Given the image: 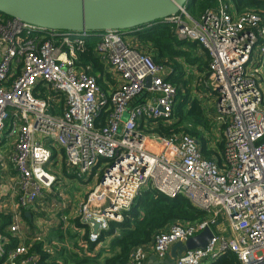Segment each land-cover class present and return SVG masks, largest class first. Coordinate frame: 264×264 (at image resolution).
<instances>
[{
    "label": "built area",
    "instance_id": "obj_1",
    "mask_svg": "<svg viewBox=\"0 0 264 264\" xmlns=\"http://www.w3.org/2000/svg\"><path fill=\"white\" fill-rule=\"evenodd\" d=\"M215 1L195 20L184 5L161 23L174 25L177 39L197 43L209 56L215 101L209 120L219 137L207 145L214 150L223 141L220 163L204 159L201 144L188 135L145 133L150 125L172 124L177 88L166 80V68L122 34L53 32L0 14V144L13 140L8 162L17 188L8 185L5 194L11 195L13 235L25 226L22 212L34 213L39 200L60 187L54 168L61 159L73 178L94 181L77 218L95 248L145 188L170 199L182 196L207 218L171 225L148 248H135L128 264H147L152 255L164 261L174 244L218 220L226 235L212 233L203 249L183 252L173 264H209L226 253L238 264H264V15ZM92 39L99 41L93 55L103 65L104 88L78 53ZM3 163L0 158L2 172ZM63 208L64 201L61 232L69 227ZM34 234L35 242L45 238L38 228ZM43 251L52 255L46 244ZM27 252L23 243L7 253L0 246V264H39Z\"/></svg>",
    "mask_w": 264,
    "mask_h": 264
},
{
    "label": "trees",
    "instance_id": "obj_2",
    "mask_svg": "<svg viewBox=\"0 0 264 264\" xmlns=\"http://www.w3.org/2000/svg\"><path fill=\"white\" fill-rule=\"evenodd\" d=\"M230 1L238 13L255 10L264 15V0ZM216 6L215 0H189L185 5V9L191 18L196 19L206 10L214 9ZM1 18L7 19L3 16ZM130 31H127V33L131 34L135 48L148 55L155 64L163 66L171 72L166 80L177 88V97L173 106L174 121L172 124L169 126L162 123H158L155 126L150 125L149 128L153 130L148 129L145 133L158 134L162 137H169L174 133L188 135L199 141L201 154L204 159H214L220 163L223 141L221 140L216 144L215 150L208 149V142L203 133L207 130L209 131L213 125H211L212 123L207 118L199 101L192 98L190 94L193 86H196L197 92L205 91V88L208 89L210 59L207 52L202 49L201 57L191 55V51L196 49L197 43L177 39L174 25L171 24L155 22ZM98 43V40H86L81 49L84 51H78V53L82 57V65L91 67L87 73L95 76L97 83L104 88L102 82L103 65L93 55V50ZM190 58L197 60V64H195L200 75L201 83L197 81L195 85H192L189 79H185L187 75L186 73L184 74L180 64L181 59L186 63H191ZM100 122H102V117ZM96 125L99 126V121L96 122ZM33 217L32 212H29L28 216L22 215V220L31 231V235L34 231ZM206 218L205 212L194 208L182 196L170 199L151 189H145L136 197L130 211L123 214V221L119 224L110 223L108 230L102 232L99 242L107 240V249L101 247L97 253L93 252L96 244L87 242L88 229L80 224L79 218L74 219L72 224L82 229L83 235L79 239V243L82 247L87 244V252L83 253V255H78L74 251H67L65 248H56L52 255L45 254L43 245L50 243L46 237L42 242H35L33 241V236H30L23 243L28 248L26 257L38 256L39 264H68V257L72 258V264H128L131 252L138 247L148 248L153 241L154 235L166 232L174 224L193 225ZM10 225L11 213L7 208L0 207V237L3 238L1 247L4 253L15 249L19 244V240L9 231ZM58 230L52 236L61 240L64 236L60 228ZM74 249H76L75 246H73L72 250ZM104 254L108 255L104 256ZM209 264L238 263L233 254L226 253Z\"/></svg>",
    "mask_w": 264,
    "mask_h": 264
},
{
    "label": "water",
    "instance_id": "obj_3",
    "mask_svg": "<svg viewBox=\"0 0 264 264\" xmlns=\"http://www.w3.org/2000/svg\"><path fill=\"white\" fill-rule=\"evenodd\" d=\"M189 0H0V14L53 32L96 34L127 31L174 17ZM181 27V25H180ZM148 87L149 80H147ZM28 216V214H25ZM92 229H98L94 221ZM212 237L207 229L184 244L172 246L163 264L181 253L203 249ZM156 260L155 257L150 258Z\"/></svg>",
    "mask_w": 264,
    "mask_h": 264
},
{
    "label": "rangeland",
    "instance_id": "obj_4",
    "mask_svg": "<svg viewBox=\"0 0 264 264\" xmlns=\"http://www.w3.org/2000/svg\"><path fill=\"white\" fill-rule=\"evenodd\" d=\"M193 19L195 20V18H193ZM195 87L196 86H193V88L191 87L190 94H191L192 98L197 99L199 102L201 100V103L203 105H205V103H207V102H210L211 105H209V107L214 106L215 101H214V95H213L211 86L209 85V89L205 88L206 89L205 91H200V92H197ZM205 113L207 114V118L211 119V117H212L211 110L209 111V109H208L207 111H205ZM211 125H213V124H211ZM203 134H204V137L207 140V142H209V141L214 142L219 137L218 129L214 125L211 126L209 131L207 130ZM12 149H13V140L10 138L8 140L4 139V141L0 144V158L4 162L3 163L4 164V171L3 172L0 171V182H1L2 186H4L6 184V187H8V185H10V187H13L16 189L17 184L14 180L11 165L8 162V157L12 153ZM210 149L211 148H209V150ZM214 150H215V148H214ZM57 164H56L57 166L55 168L53 166V168L55 170V173L58 174V176L61 179L60 187L53 190L51 192V194H45L44 197L42 199H40L39 202L34 207V213H33V215H34V217H33L34 218V222H33L34 231H33V234L31 235V231H28L30 233H28L27 231L23 232V235L25 236V238L30 237V236H34L35 235L34 233L38 228L39 232L43 233L44 237H46V239L48 241H50V243L48 242L49 244H47V246L50 249L51 253H53L56 250V248H65V250H67V251H72L74 243L77 241V239H76L77 234L73 231V229L71 227L72 226V219H69L68 213H67L68 210L71 209L72 203L69 205V207H67L68 206L67 203L65 204L66 208H65L64 214L67 217V223H68L69 227H68L67 231H64V232L62 231V234L64 237L61 240H58L57 238L52 236V234L56 232V229L53 227L56 226L57 228H59L58 222L60 221V218H59L60 204H62L63 201L64 202H67V201L71 202L72 199H74L75 195H77V194H79L78 195L79 198L81 197L80 202L81 201L84 202L85 199L87 198V195L90 193V189H89L88 193L86 194L85 199L82 198V196L85 194L87 186H89V185L93 186L94 185L93 180H88L86 178H82V179L73 178L72 179V176L67 174V171H69V170L66 168V164L61 159L58 161ZM72 180H73V184H72ZM63 182L65 183V185H63ZM142 191H145V188H143ZM10 196H11L10 193H8V195L5 196L4 200L7 201ZM65 196H67V199H69V200L65 199ZM7 203H8V201H7ZM77 204H78V201L75 203V206H74L75 209L78 208ZM3 205L5 206L6 202L3 201ZM220 222H221V220H220ZM86 246H87V244H86ZM101 247L104 249L108 248L107 240L104 242H101V244H99L95 248L94 252L97 253ZM107 255L104 254V256H107ZM67 262H68V264H72V258L68 257Z\"/></svg>",
    "mask_w": 264,
    "mask_h": 264
},
{
    "label": "crops",
    "instance_id": "obj_5",
    "mask_svg": "<svg viewBox=\"0 0 264 264\" xmlns=\"http://www.w3.org/2000/svg\"><path fill=\"white\" fill-rule=\"evenodd\" d=\"M131 34H129V33H126V35H123V39H124V41L128 44V45H131V46H135V44L133 43V41H132V36H130ZM202 48L200 47V46H198L197 45V47H196V49L195 50H193V51H191V55L193 54V55H195V56H197V57H201L202 56ZM190 61H191V63H186V62H184V60L183 59H181L180 60V64L182 65V70H183V72H184V74L186 73V77H185V79H189L190 81H191V84L192 85H195V84H197V81H198V83H199V81H200V75H199V73H198V71H197V66H196V62H197V60H194L193 58H190ZM196 63V64H195ZM171 74V72H169V74L168 75H170ZM199 79V80H198ZM200 83H201V81H200ZM211 95V94H210ZM208 96V95H207ZM209 97V96H208ZM209 100V99H208ZM200 106L204 109V111H207L208 109H209V111L211 110V112L213 111V106H211V107H209V105H211V103L210 102H207V103H205V105H203L202 103H201V100H200ZM212 108V109H211ZM206 114V113H205ZM206 116H207V114H206ZM67 174L68 175H70V173H69V171H67ZM72 179H73V176H72ZM72 184H73V180H72ZM93 186L92 185H89V186H87V189H86V191H85V194L82 196V198L83 199H85V197H86V194L88 193V190L90 189V188H92ZM6 184L4 185V186H2V184H1V182H0V207L1 206H4L3 205V201L4 202H6V205H5V208L4 209H6L8 206L7 205H9V200H7L8 201V203H7V201L6 200H4V198H5V194H6V192H7V190H6ZM78 195L79 194H77V195H75V197H74V199H72V201L71 202H65V204L67 203V207H69V205L72 203V207H71V209H69L68 210V217H69V219H72V221L74 220V219H77V217H78V213H79V209L77 208V209H75L74 208V206H75V203L78 201V204H77V207H79V204L82 202H80V198L78 197ZM65 199H67V196H65ZM67 200H69V199H67ZM9 208V207H8ZM66 208V207H65ZM65 208H63L64 210L62 211V213H64L65 212ZM9 212H11V210L10 209H7ZM22 215L24 216L25 215V213L24 212H22ZM32 222H34V218H32ZM72 229H73V231L77 234V237H76V239H77V241L74 243V246L76 247V249H74V250H72V251H74L75 253H77L78 255H80V254H82L83 255V253H85V252H87L86 251V246L85 247H82L81 246V244L79 243V239L82 237V235H83V232H82V229H79L78 227H75L73 224H72ZM53 228H55L56 229V232H58L59 230H58V228L56 227V226H54ZM225 228H226V226H225V224H223V222L221 221L220 222V220H218V222L216 223V225H214V226H211L210 227V230H211V232L213 233V234H215V235H218V234H220V233H224L225 235L227 234V232H226V230H225ZM58 230V231H57ZM28 232V231H30L27 227H23V229H22V231L20 232V233H18L15 237L19 240L18 242L19 243H23V242H25L26 241V238H25V236L23 235V232ZM55 232V233H56ZM28 233H30V232H28ZM2 241H3V238H1L0 237V246H1V243H2ZM24 244V243H23ZM151 257H153V255L152 256H150L149 257V260L147 261V264H163V263H161L162 261H160V260H153V261H151Z\"/></svg>",
    "mask_w": 264,
    "mask_h": 264
},
{
    "label": "bare ground",
    "instance_id": "obj_6",
    "mask_svg": "<svg viewBox=\"0 0 264 264\" xmlns=\"http://www.w3.org/2000/svg\"><path fill=\"white\" fill-rule=\"evenodd\" d=\"M130 32H132V31H130Z\"/></svg>",
    "mask_w": 264,
    "mask_h": 264
}]
</instances>
